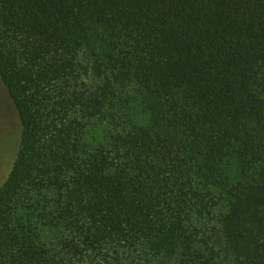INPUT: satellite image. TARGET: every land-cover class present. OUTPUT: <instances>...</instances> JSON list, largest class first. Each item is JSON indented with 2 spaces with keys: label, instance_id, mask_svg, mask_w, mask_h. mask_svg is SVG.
<instances>
[{
  "label": "trees",
  "instance_id": "16d2710c",
  "mask_svg": "<svg viewBox=\"0 0 264 264\" xmlns=\"http://www.w3.org/2000/svg\"><path fill=\"white\" fill-rule=\"evenodd\" d=\"M0 78V264H264V0H0Z\"/></svg>",
  "mask_w": 264,
  "mask_h": 264
},
{
  "label": "rangeland",
  "instance_id": "374dc122",
  "mask_svg": "<svg viewBox=\"0 0 264 264\" xmlns=\"http://www.w3.org/2000/svg\"><path fill=\"white\" fill-rule=\"evenodd\" d=\"M21 135L18 111L0 78V189L17 157Z\"/></svg>",
  "mask_w": 264,
  "mask_h": 264
}]
</instances>
